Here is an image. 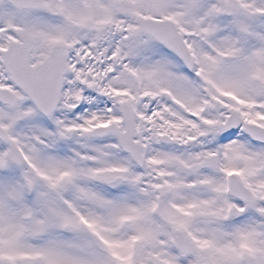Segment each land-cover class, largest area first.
Wrapping results in <instances>:
<instances>
[{"label": "snow or ice", "instance_id": "snow-or-ice-1", "mask_svg": "<svg viewBox=\"0 0 264 264\" xmlns=\"http://www.w3.org/2000/svg\"><path fill=\"white\" fill-rule=\"evenodd\" d=\"M0 264H264V0H0Z\"/></svg>", "mask_w": 264, "mask_h": 264}]
</instances>
